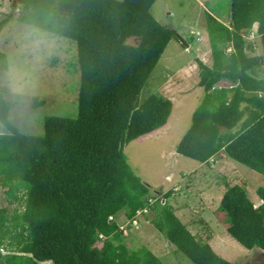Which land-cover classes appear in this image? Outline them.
<instances>
[{"label": "trees", "instance_id": "trees-1", "mask_svg": "<svg viewBox=\"0 0 264 264\" xmlns=\"http://www.w3.org/2000/svg\"><path fill=\"white\" fill-rule=\"evenodd\" d=\"M155 1L18 0L24 11L50 12L46 29L76 41L81 81L77 115L47 116L41 135L10 121L12 104L0 87V120L10 131L0 134V190L9 203L0 205V264L5 248L21 264H165L151 249L123 241L131 221L147 222L141 213L149 206L157 212L155 227L195 264H236L193 234L178 215L183 202L153 194L124 152L167 125L174 108L165 94L141 99L177 33L152 15ZM232 6L230 25L207 13L212 65L196 58L205 94L176 150L202 163L225 152L264 174V98L256 95L264 93V59L253 54L256 42L264 48V0ZM4 60L0 53V77ZM243 100L262 108L250 111ZM258 191L263 203L256 207L244 186L226 183L220 207L236 241L264 249V188ZM16 202L21 207L10 209ZM121 214L128 220L122 230L114 222Z\"/></svg>", "mask_w": 264, "mask_h": 264}, {"label": "rangeland", "instance_id": "rangeland-1", "mask_svg": "<svg viewBox=\"0 0 264 264\" xmlns=\"http://www.w3.org/2000/svg\"><path fill=\"white\" fill-rule=\"evenodd\" d=\"M231 9L232 0L155 1L151 7L152 15L160 24L177 30L189 47L177 37L173 38L141 92V99L156 93L173 100L174 108L167 125L126 144L124 152L128 163L151 186L153 194H169L174 205L183 202L179 205L178 215L193 234L208 240L217 252L236 264H252L264 259V249L247 248L228 233V217L220 202L226 183L241 184L258 207L263 203L258 190L264 188V174L225 152L218 156H214L218 152L212 154L208 163H202L176 150L205 94V89L198 85L200 72L196 58L212 65L207 13L230 25ZM4 19L8 20L0 30V53L5 54L0 87L12 104L9 118L21 132L41 135L47 116L77 115L81 81L78 46L73 39L46 29L50 12L24 11L18 0H0V23ZM253 54L264 59V48L259 42L255 43ZM13 86L18 90L14 92ZM256 95L264 98L262 92ZM35 98L45 103L34 105ZM239 103L250 111L262 108L254 101ZM9 132L0 120V134ZM4 191L5 187H2L1 206L9 204ZM173 191L177 196L172 195ZM13 205L16 206L9 205V208L21 207L18 202ZM156 214L155 209L146 207L141 216L147 222L123 230V241L133 249L143 246L151 249L165 264H195L155 227ZM114 222L121 229L128 220L121 214ZM115 232L118 231L111 232L112 236ZM103 236L107 237L108 233L104 232ZM6 249H2L5 264L22 263L21 257Z\"/></svg>", "mask_w": 264, "mask_h": 264}, {"label": "water", "instance_id": "water-1", "mask_svg": "<svg viewBox=\"0 0 264 264\" xmlns=\"http://www.w3.org/2000/svg\"><path fill=\"white\" fill-rule=\"evenodd\" d=\"M231 15H232V20L234 19V11H233V6H232V10H231ZM176 37L183 43H185V45L188 47L189 44L186 43V41L184 40V38L179 34V33H176ZM129 42V40H128ZM129 43H132V42H129Z\"/></svg>", "mask_w": 264, "mask_h": 264}, {"label": "built area", "instance_id": "built-area-1", "mask_svg": "<svg viewBox=\"0 0 264 264\" xmlns=\"http://www.w3.org/2000/svg\"><path fill=\"white\" fill-rule=\"evenodd\" d=\"M229 50H231V48H229ZM139 222H140V220L136 218L133 221H131V224H132V226H134L135 224H137Z\"/></svg>", "mask_w": 264, "mask_h": 264}, {"label": "clouds", "instance_id": "clouds-1", "mask_svg": "<svg viewBox=\"0 0 264 264\" xmlns=\"http://www.w3.org/2000/svg\"><path fill=\"white\" fill-rule=\"evenodd\" d=\"M186 47H187V46H186ZM12 90L15 92V91H17L18 89H17L15 86H13Z\"/></svg>", "mask_w": 264, "mask_h": 264}, {"label": "crops", "instance_id": "crops-1", "mask_svg": "<svg viewBox=\"0 0 264 264\" xmlns=\"http://www.w3.org/2000/svg\"><path fill=\"white\" fill-rule=\"evenodd\" d=\"M188 47H189V46H188ZM188 47H187V48H188Z\"/></svg>", "mask_w": 264, "mask_h": 264}]
</instances>
